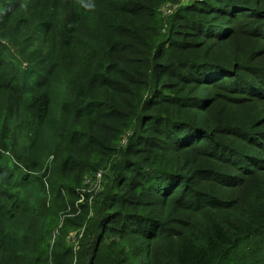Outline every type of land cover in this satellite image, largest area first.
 Masks as SVG:
<instances>
[{"label":"trees","instance_id":"trees-1","mask_svg":"<svg viewBox=\"0 0 264 264\" xmlns=\"http://www.w3.org/2000/svg\"><path fill=\"white\" fill-rule=\"evenodd\" d=\"M0 264H264V0H0Z\"/></svg>","mask_w":264,"mask_h":264},{"label":"rangeland","instance_id":"rangeland-1","mask_svg":"<svg viewBox=\"0 0 264 264\" xmlns=\"http://www.w3.org/2000/svg\"><path fill=\"white\" fill-rule=\"evenodd\" d=\"M170 8H168L167 6L166 7H164V11H165V13H168V12H170Z\"/></svg>","mask_w":264,"mask_h":264},{"label":"built area","instance_id":"built-area-1","mask_svg":"<svg viewBox=\"0 0 264 264\" xmlns=\"http://www.w3.org/2000/svg\"><path fill=\"white\" fill-rule=\"evenodd\" d=\"M97 177H98V178L100 177V173L97 174Z\"/></svg>","mask_w":264,"mask_h":264}]
</instances>
